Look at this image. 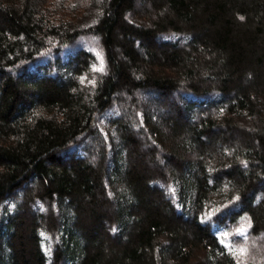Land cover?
I'll use <instances>...</instances> for the list:
<instances>
[{"label":"trees","instance_id":"16d2710c","mask_svg":"<svg viewBox=\"0 0 264 264\" xmlns=\"http://www.w3.org/2000/svg\"><path fill=\"white\" fill-rule=\"evenodd\" d=\"M263 242L264 0H0V264Z\"/></svg>","mask_w":264,"mask_h":264},{"label":"rangeland","instance_id":"374dc122","mask_svg":"<svg viewBox=\"0 0 264 264\" xmlns=\"http://www.w3.org/2000/svg\"><path fill=\"white\" fill-rule=\"evenodd\" d=\"M70 1V0H69ZM63 7L61 8L62 13H64L65 11L68 10V8H70L71 5H69L68 3H65L62 5ZM175 99V98H174ZM90 145V144H89ZM263 248H264V242H263Z\"/></svg>","mask_w":264,"mask_h":264},{"label":"snow or ice","instance_id":"6c2138e0","mask_svg":"<svg viewBox=\"0 0 264 264\" xmlns=\"http://www.w3.org/2000/svg\"><path fill=\"white\" fill-rule=\"evenodd\" d=\"M102 70V69H101ZM241 234H243V230H241ZM225 236H227V233H225Z\"/></svg>","mask_w":264,"mask_h":264}]
</instances>
